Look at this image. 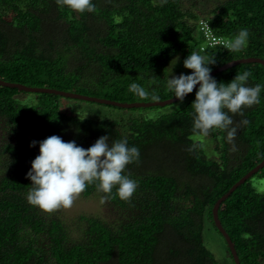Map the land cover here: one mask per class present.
Returning <instances> with one entry per match:
<instances>
[{"label":"trees","instance_id":"trees-1","mask_svg":"<svg viewBox=\"0 0 264 264\" xmlns=\"http://www.w3.org/2000/svg\"><path fill=\"white\" fill-rule=\"evenodd\" d=\"M93 3L94 12L79 14L58 6L56 0H0V79L72 92L66 85L77 82L74 86L84 87L79 75H93L100 64L105 78L97 82L112 89L109 100L153 102V94L160 100L171 98L167 90L170 62L178 56L174 75L190 74L183 60L197 51L194 33L201 15L184 8L183 0ZM54 13L66 29L64 26L58 32L50 28L49 19L43 21V15L54 17ZM204 16L217 35L231 42L242 28L249 31L247 46L241 51L219 46L201 52L216 61L210 65L212 70L240 58L264 59V0H225ZM90 17L105 24L103 35L98 32L95 37ZM6 25L20 34L11 38ZM77 48L82 57L74 54ZM72 58L79 61L75 66ZM245 70L252 74L247 86L264 85V64L256 62L234 66L214 78L228 83ZM153 79L156 83L150 85ZM133 81L148 90L147 99L128 91ZM195 92L185 98L182 107L157 119L118 121L69 114L61 98H74L55 93H34L35 97L24 101L20 98L30 92L0 84V125L6 132L0 136V264H219L204 244L205 218L208 216L216 228L212 209L217 200L264 160V89L259 103L243 109V116L230 113L235 135L241 134L239 142L245 144L233 157L235 164L224 131L208 134L222 162L207 157L201 142L193 139L198 135L192 130ZM244 119L249 123L242 124ZM51 135H59L65 142L75 140L85 149L104 135L127 139L129 146L139 148V161L126 169L138 182L131 201H105L119 209V221L81 215L76 222L80 237L75 238L62 217L28 204L31 181L26 174L39 154L38 144L35 148L29 145ZM153 153L161 159L156 160ZM172 155L173 163L163 162ZM193 175L208 179L195 186L190 181ZM255 177L264 179V167L238 187L219 210L241 264H264V192L253 186ZM81 195L100 198L102 194L89 186Z\"/></svg>","mask_w":264,"mask_h":264},{"label":"clouds","instance_id":"clouds-1","mask_svg":"<svg viewBox=\"0 0 264 264\" xmlns=\"http://www.w3.org/2000/svg\"><path fill=\"white\" fill-rule=\"evenodd\" d=\"M56 3L79 14L92 13L96 8L93 0H56ZM195 32L198 34L197 37L194 33L197 51L191 52L183 60L184 68L191 72L174 75V68L180 58L177 56L172 59L167 90L182 104L199 85L191 104L192 130L199 135L195 138L206 137L212 130H221L231 143L237 131L232 127V115L243 116V109L258 104L264 85L247 86L252 75L247 70L237 72L228 83L218 82L211 75L210 67L216 61L208 60L201 52L219 46L229 51H241L247 46L249 31L242 28L231 42L217 35L208 19H200ZM219 38L225 43L216 42ZM155 83L154 79L149 81L150 85ZM128 91L140 99H147L149 96L148 90L135 81L129 84ZM151 100L159 101L160 97L153 94ZM179 104L176 106L179 107ZM241 123L248 124L249 121L244 119ZM240 135L238 134L235 142L238 150H243L245 144H240ZM37 144L39 154L32 160L31 168L26 174V179L31 181L26 200L41 211L51 213L60 208H71L74 200L89 186H94L96 192L102 194V203L112 198L130 202L138 188L137 180L131 178L126 169L128 165L139 161L140 150L136 146H129L127 139H112L109 135H104L85 149L78 146L75 140L65 142L61 136L51 135L42 141L33 140L29 146L35 148ZM215 149L218 161L222 162L216 145Z\"/></svg>","mask_w":264,"mask_h":264},{"label":"rangeland","instance_id":"rangeland-1","mask_svg":"<svg viewBox=\"0 0 264 264\" xmlns=\"http://www.w3.org/2000/svg\"><path fill=\"white\" fill-rule=\"evenodd\" d=\"M225 0H183L184 8L188 10H194L198 14L201 15V19H206L207 16H204L207 13H210L212 9L215 8L216 5L224 2ZM49 15H43V21L44 19H49L50 24H51V29L56 28V30L59 32V30H63L64 26L66 29V25L62 24L60 20H57L55 18H58V14L54 13V17ZM89 25L93 29V33H95V37L97 33H101V35L104 34V29H105V24L101 21H98L97 18L90 17L89 20ZM7 27V30L11 31V38L17 36L20 34L19 30L12 28L11 26H5ZM57 31L54 32L58 33ZM59 34V33H58ZM64 36V35H63ZM195 36L198 37V34L195 32ZM62 37V36H61ZM94 37V40H95ZM224 40L230 41L229 38L227 37H222ZM14 47V45H13ZM74 54L82 57L83 52L81 49L77 48L74 50ZM248 58V57H246ZM241 59V58H240ZM72 66H75L79 61L77 59L72 58ZM237 60V59H236ZM99 70L96 72H93V75L91 76H84L83 74H80V83L85 85L84 87H77L74 86L76 83H71L69 85H66L70 91L76 92L77 93H84L88 94L91 96L95 97H100V98H107L113 96L112 89L109 86H99L98 80H102L105 77L104 75V66L98 64ZM88 70V68H86ZM174 74V73H173ZM169 76V74H168ZM92 88V90L90 89ZM94 94V95H92ZM29 97H35L34 93H30L27 97H23L20 99H24V101L29 98ZM62 103H64V109L69 112V114H74L78 115L79 117H87V118H92V119H97L101 117H107L111 119H117L118 121H122V119H127V120H133L136 118L143 119V120H151V119H157L160 116L170 113L176 108L182 107V104L178 103H173L169 104L163 107H158V108H138V109H125V108H116L115 106H110L106 104H99L96 102L92 101H86V100H80V99H69V98H61ZM64 101V102H63ZM28 104L32 105L34 104L33 101L28 100ZM179 104V107L176 105ZM2 126L0 125V136L6 134L5 131L2 130ZM199 136V135H197ZM210 137L207 135L206 137H196L193 138L196 141L201 142L207 157L212 158V159H217L219 160L218 154L216 153L215 145L213 143V140L209 139ZM236 137L233 138V141L231 142L232 148H231V155H232V160L231 163L235 164L236 160H234L233 157H236L238 155V147L236 146L235 142ZM235 142V143H234ZM169 150H171V147L167 146ZM179 148V147H178ZM181 151L182 149L179 148ZM172 151V150H171ZM179 154L181 152L177 150ZM155 155V159L159 160L161 159V155L157 153H153ZM173 157L174 155L170 157H165L163 159V162L165 163H173ZM150 167V164H147L148 168ZM149 170V169H148ZM145 171V174L148 172ZM186 177H188L187 173H185ZM207 177H202L200 175L195 176L193 175L192 178H190V181L193 183V185L197 183H204L207 181ZM185 180V179H184ZM186 181V180H185ZM252 184L259 192H264V179H260L258 177H255L252 179ZM197 186V185H195ZM44 212V211H43ZM48 214H56L62 217L66 222H68L71 225V232L73 237L78 238L80 237V224L76 223L81 215H91V216H97L100 217L102 220H105V222H112L115 223L119 221V216H120V211L118 208L115 206L107 203V202H101V199L96 196H90V197H82L80 196L74 200V203L71 208L64 209L60 208L57 210H54L51 213ZM174 233V232H171ZM203 237H204V244L205 246L214 254L216 260L219 262V264H234V260L232 258V255L230 253V250L225 242V239L220 235V233L216 230L214 227L213 223L209 221L208 216L205 218V228L203 232ZM169 261V260H168ZM160 262V261H159ZM162 263V262H160Z\"/></svg>","mask_w":264,"mask_h":264},{"label":"water","instance_id":"water-1","mask_svg":"<svg viewBox=\"0 0 264 264\" xmlns=\"http://www.w3.org/2000/svg\"><path fill=\"white\" fill-rule=\"evenodd\" d=\"M262 63L264 64V59L260 57H248V58H241L237 60L230 61L224 65H221L215 69L212 70L211 75L214 77L215 75L219 74L220 72L227 70L229 68H232L234 66H238L240 64L244 63ZM0 84L3 86H8L12 88H18L20 90H24L30 93H38V92H49V93H55L59 94L62 96L70 97V98H76V99H82V100H88V101H96V102H101V103H108V104H114L118 105L121 107H127V108H133V107H151V106H166L169 104H173L178 102V100L175 97L159 100V101H153V102H118V101H112L109 99H104V98H99V97H94V96H89V95H84L81 93H75V92H69V91H62V90H57V89H52V88H45V87H34V86H28L23 83H17V82H8L5 80L0 79ZM199 85L196 86L198 88ZM196 88L193 89L196 90ZM189 95V94H188ZM264 167V160L259 163L256 167H254L252 170H250L247 174H245L242 178H240L239 181H237L231 189L222 195L215 205L213 206L212 213H213V220L215 223L216 228L218 231L222 234L224 239L226 240V243L229 247V250L231 252V255L233 257L234 263L235 264H241V259L238 254V250L235 246V243L233 242L230 234L227 232L225 227L222 224V221L219 216V210L221 207V204L242 184H244L246 181H248L250 178H252L259 170H261Z\"/></svg>","mask_w":264,"mask_h":264},{"label":"built area","instance_id":"built-area-1","mask_svg":"<svg viewBox=\"0 0 264 264\" xmlns=\"http://www.w3.org/2000/svg\"><path fill=\"white\" fill-rule=\"evenodd\" d=\"M216 42L225 43V41H224V40H222V39H220V38H219V39H217V40H216Z\"/></svg>","mask_w":264,"mask_h":264},{"label":"bare ground","instance_id":"bare-ground-1","mask_svg":"<svg viewBox=\"0 0 264 264\" xmlns=\"http://www.w3.org/2000/svg\"><path fill=\"white\" fill-rule=\"evenodd\" d=\"M226 241V240H225Z\"/></svg>","mask_w":264,"mask_h":264}]
</instances>
